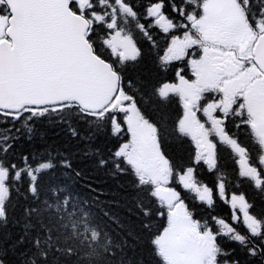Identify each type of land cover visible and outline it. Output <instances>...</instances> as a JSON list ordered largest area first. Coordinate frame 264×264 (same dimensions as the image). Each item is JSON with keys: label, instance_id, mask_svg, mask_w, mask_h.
Returning a JSON list of instances; mask_svg holds the SVG:
<instances>
[{"label": "trees", "instance_id": "obj_1", "mask_svg": "<svg viewBox=\"0 0 264 264\" xmlns=\"http://www.w3.org/2000/svg\"><path fill=\"white\" fill-rule=\"evenodd\" d=\"M205 1L122 0L126 10L121 0H87L83 6L71 2L74 11L91 21L88 39L104 59L110 54L104 43L112 31L135 40L138 56L113 62L121 91L153 124L161 147L180 169L194 164L192 147L178 128V96L164 97L160 89L175 81L184 64L164 61L173 34L153 22L149 7L159 4L180 30L200 16ZM238 1L250 22L264 25V0ZM116 122L121 125L123 119L113 110L95 115L75 105L0 112V165L7 171L0 264H169L157 246L166 207L153 184L118 153L128 134L116 130ZM216 168L207 173L199 165L197 179L213 185L220 174L226 189L247 199L261 224L258 234L232 220V212L218 199L210 208L192 195L183 194V199L195 219L221 218L232 229L216 232L218 264H264V187L254 188L250 179L237 175L227 152L219 154Z\"/></svg>", "mask_w": 264, "mask_h": 264}, {"label": "rangeland", "instance_id": "obj_2", "mask_svg": "<svg viewBox=\"0 0 264 264\" xmlns=\"http://www.w3.org/2000/svg\"><path fill=\"white\" fill-rule=\"evenodd\" d=\"M151 14L160 15V7H151ZM4 20L5 19H3V21ZM158 21L163 27L169 26L162 15H160ZM195 23L200 28L197 29H199L202 34L204 33L207 43L212 42L214 37L219 38L225 31L238 33L239 35H246V33L249 35L245 25L243 10L234 0H207L204 5V13L201 19ZM1 26L2 21L0 20V28ZM107 44L114 52H117L124 59L126 57H132L136 53L132 40L129 37H122L120 34H112L107 40ZM190 44V40L185 35L175 38L168 48L166 58L174 59L185 57L188 54H186V51H188ZM204 52L205 49L198 60H190V68L194 74L193 81H189L186 77H181L175 83L166 85L163 93L175 92L183 96L185 100V116L182 128L189 131L191 134L193 133V136L194 129L198 128L202 137V144L207 145L206 139L212 140L215 137L225 139V136L219 122L214 118L215 113L218 111V103L211 104V106H208L205 110V114L208 115V118L203 125L198 126L192 123L194 118L191 113L190 105L196 100L195 97L197 92L199 90H204L206 87L216 86L220 83L217 81L218 78L214 77L215 74L210 71L208 64L209 58L205 54L208 53V51ZM190 55H192V53ZM193 57L194 56L191 58ZM253 79L255 81L254 72L252 69H249L246 72L238 74L232 80L224 81V86L223 88L220 87V92L224 94L225 99L240 97V90L249 86V82ZM257 87V83H254L250 85L247 91L255 92ZM113 105L116 110L127 112L125 122L130 137L129 140L119 148L120 154L125 155L127 159L132 162L136 170L152 179L155 185L157 182L159 183L156 194L163 200L164 205L167 207L168 224L158 239V244L162 253L171 264H216L213 234L209 228L191 219L184 202L179 198L178 192L169 185V168L156 152L157 144L152 127L142 119L136 107L125 95L117 97ZM250 108L254 112H258L255 106L254 109L253 107ZM263 115L264 110H261L255 115L253 127L256 133L264 139ZM193 138L196 139V137ZM141 142H145L151 148L153 156L160 157L159 159L162 160L160 166L157 167L155 163L145 159L140 154L139 144ZM196 146L198 149L197 160L200 161L199 157L202 151L199 149L198 144ZM206 148L208 149L209 146H205L204 150ZM239 162L243 172L249 174L248 172L250 170H248V167L245 166L242 161ZM208 163L211 164V162ZM5 174V171L0 169V212L1 201L6 195V189L3 183ZM179 180L184 188L194 191L199 199L209 200V191H205L204 188H200L195 184L191 170H185ZM232 205L236 213L241 215V218L255 231L258 223L247 214V206L244 200L234 196ZM218 223L224 226L222 221H218ZM195 229L196 231L194 232L193 230Z\"/></svg>", "mask_w": 264, "mask_h": 264}, {"label": "water", "instance_id": "obj_3", "mask_svg": "<svg viewBox=\"0 0 264 264\" xmlns=\"http://www.w3.org/2000/svg\"><path fill=\"white\" fill-rule=\"evenodd\" d=\"M5 2L11 42L0 39V109L72 102L86 111L105 108L118 89L119 76L93 52L85 35L88 22L70 10L69 0ZM254 54L264 71V33Z\"/></svg>", "mask_w": 264, "mask_h": 264}, {"label": "flooded vegetation", "instance_id": "obj_4", "mask_svg": "<svg viewBox=\"0 0 264 264\" xmlns=\"http://www.w3.org/2000/svg\"><path fill=\"white\" fill-rule=\"evenodd\" d=\"M221 41L228 46L218 50L213 56L216 61L210 62V66L214 68L216 73L221 77L231 78L237 74L239 68L247 70L248 67H251L250 53L254 43L253 38H246L238 33L229 32L221 34ZM228 60L231 63H228ZM256 83L258 87L255 92H247V94L231 100H223L217 97L216 100L220 102V106L216 119L221 123L224 134L230 139H212V146L203 152V162H207V165L208 162L213 163V165L209 164L211 165V171L203 166L207 173L216 171L217 168L214 164L218 162L219 154L227 152L228 158L233 159L236 169V160L238 162L241 159L250 167L257 180H263L264 144L261 145L259 142L252 140L247 134V127H251L248 120L255 116L248 105L255 106L258 112L264 110V76L262 74H259V80ZM195 122L196 119L193 120V123ZM230 131L235 133L237 138H231ZM240 137L242 138L240 139ZM196 142L199 143V146L202 145V139L199 137H196ZM219 175L217 174L218 178Z\"/></svg>", "mask_w": 264, "mask_h": 264}]
</instances>
